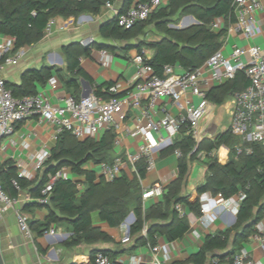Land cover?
<instances>
[{
  "label": "trees",
  "instance_id": "trees-1",
  "mask_svg": "<svg viewBox=\"0 0 264 264\" xmlns=\"http://www.w3.org/2000/svg\"><path fill=\"white\" fill-rule=\"evenodd\" d=\"M106 1L0 0V33L14 36L15 51L23 45H30L41 39L51 17L66 18L76 17L83 12L96 13ZM130 1L125 0L121 10L125 9ZM183 14H192L198 22L183 28L167 25L171 17L179 18ZM219 16L230 22L235 20L232 0H168L166 5L154 10L147 19L137 22L130 28L118 26L114 16L101 24L99 32L104 38L126 42V48L136 47L138 52L142 51L144 45L153 48L152 55L146 61L151 64L155 74L162 75L165 64H179L185 69L195 68L223 45L227 25H223L217 31L212 29L213 20ZM150 22L162 30L160 38L155 40L142 38L137 43L128 42L142 33L146 24ZM103 45L105 44L96 43L97 47ZM64 52L67 57L66 68L69 71L65 85L73 89L68 94L79 98V94L76 93L80 87L79 78H87L91 83L92 80L77 59L81 54H89L90 48L73 42L65 46ZM51 72V66L42 65L25 73L20 83H5L14 96L21 97L36 92L35 81L44 83ZM248 83L249 79L245 74L237 71L234 78L210 87L207 90V98L211 103L220 104L226 97H230ZM111 84L112 81L96 85L93 92L107 99L112 95L108 91ZM114 135L112 129H106L99 138L78 139L69 130H61L50 150V156L42 164L36 179L19 176L17 167L11 159L0 162V184L4 191L9 196L16 197L20 190H24L32 197L21 207L22 211L30 213L28 216L30 228L42 233L50 223L65 220L71 230V234L62 242L66 246L113 241L108 233L92 224L90 212L98 209L101 219L106 220L111 226H117L132 211L135 219L129 226V240H134V243L128 248L145 244L147 241L154 243L159 235L168 240L179 239L188 230L189 223L187 218L179 213L177 204L184 203L196 215L201 212L198 196L190 199V195L182 190L186 183L189 163L196 159L199 151L204 150L207 170L203 183L197 186V192L209 191L212 194L220 192L227 198L236 195L241 189L245 191V197L239 202L235 221L231 226L205 234L197 251L172 264H208L213 258L218 259L217 264H232L233 254L243 246L242 241L248 239L255 229V224L264 216V146L247 143L252 149L251 152L237 155L235 144L238 143V138L230 133L229 128L220 132L214 140L208 141L206 146H202V142H196L192 134L187 133L184 126L181 127L173 143L163 148L171 151L178 147L182 152L178 157L176 177L163 187L157 201L143 209L142 188L138 176L143 177L146 172L147 164L144 157L136 163L137 175L129 177L122 174L110 181L101 177L96 180L95 171L83 167L88 160L97 163L113 159L114 156L110 152ZM220 144L228 147L229 157L224 163L219 162L210 153ZM63 166L84 174V189L79 192L77 180L59 177L54 181L48 201L40 203L37 198L42 195L40 190L48 175L54 174ZM13 180L17 182L19 189L14 186ZM35 207L48 209L43 220L33 216L32 211ZM145 222L146 236L142 234ZM96 251H103L112 257L109 252L100 248L92 249L90 255Z\"/></svg>",
  "mask_w": 264,
  "mask_h": 264
},
{
  "label": "built area",
  "instance_id": "built-area-1",
  "mask_svg": "<svg viewBox=\"0 0 264 264\" xmlns=\"http://www.w3.org/2000/svg\"><path fill=\"white\" fill-rule=\"evenodd\" d=\"M168 0H131L128 6L116 13V22L122 28H130L137 22L145 20ZM111 6L109 0L105 3ZM235 20L229 25L228 31L252 36L261 31V23L255 12L261 7L260 0H232ZM54 21L51 17L46 25V30ZM15 38L5 35L0 40V142L1 139L13 133L17 122L35 117L39 122H48L55 127L56 133L63 129L69 130L77 138H99L104 130L112 129L114 132L113 144L120 142V136L139 135L141 142L134 152L125 156L115 155L111 161L95 163L94 171L98 178L113 180L123 174L125 165L137 173L136 163L140 158L146 160V169L154 162V153L173 143L174 136L181 127L192 134L195 140L200 136L202 122L211 105L207 98V90L213 85L234 78L237 71H242L249 79V83L242 89L235 91L227 102L230 111V133L238 138L235 144L236 154L250 153L251 147L247 143H257L264 146V52L258 45H234L229 53H224L221 48L215 50L199 66L191 69H177V65L165 64L162 75L155 74L151 64L147 63L148 56L144 51L134 56L137 69L134 74L126 79V90L121 91L120 83L108 87L112 94L104 99L94 92L86 96L75 98L72 94L62 97L60 104H54L48 91L44 88L32 94L16 97L7 87L2 70L5 64L17 63L20 55L19 48L14 49ZM51 87L57 85L56 78L49 80ZM203 86V87H202ZM162 98H170L178 114H166L154 119L148 110H154L157 102ZM195 98H197L195 100ZM143 100L145 104L142 105ZM140 107L143 115L148 116V122L142 123L141 117H135L133 126L125 123L130 108ZM164 129L166 133H162ZM174 153L179 157L180 148H174ZM50 152L42 149L38 154L35 168H40ZM19 176H28L24 169L17 171ZM138 174V173H137ZM66 178L64 167L54 174H49L46 182L41 187V196L37 198L40 203L49 199L54 181L57 178ZM14 186L19 189L15 180ZM163 192V182H154L144 187L141 192L142 207L144 201L160 196ZM245 197V191L239 190L234 196L224 197L218 192L212 194L203 191L198 195L200 202L201 218L207 219L208 213L216 205H225L232 215H235L239 202ZM20 195L9 196L0 184V217L9 209H14L15 220L19 232L25 240H32L33 230L28 223V214L19 207ZM127 224L131 222L127 221ZM48 233H53L50 228ZM128 235V234H127ZM127 237L125 236V239ZM248 240L257 244L261 256L264 257V223L262 218L255 224L254 231ZM159 247L153 246V251ZM218 259L213 258L210 264H217ZM232 264H264L256 259L251 251L242 246L232 258ZM79 264H142L133 261H121L110 257L103 251H96ZM148 264H162L154 258Z\"/></svg>",
  "mask_w": 264,
  "mask_h": 264
},
{
  "label": "crops",
  "instance_id": "crops-1",
  "mask_svg": "<svg viewBox=\"0 0 264 264\" xmlns=\"http://www.w3.org/2000/svg\"><path fill=\"white\" fill-rule=\"evenodd\" d=\"M124 2L125 0H113L111 6H107L105 2L96 13L83 12L76 17H54L50 30H45L41 39L30 45L19 47L20 55L17 63H8L4 65L2 75L5 82L20 83L23 75L28 71L39 68L42 65L51 66V75L44 83L35 81L36 90L41 88L46 89L50 95L51 101L54 104H60L62 97L73 91L72 87L68 88L65 85V78L69 74L66 68L67 57L64 52L65 46L73 42H79V45H87L90 48V53L81 54L77 61L92 80L91 83L87 78H79L80 87L79 90H76L79 97L86 88L82 83V79L88 81L92 92L96 85H102L109 81H112V84L120 83L121 91L126 90L128 87L126 85V79L132 76L137 69L134 56L138 53V50L136 47L126 48V42L124 41L104 38L99 32L101 24L116 16V13L121 11V8L124 6ZM260 3L261 7L255 12V15L261 23V31L252 36L245 37L237 33L229 32L228 27L232 22L225 20L222 16L216 17L213 20L212 29L216 31L223 25H227L225 40L220 47L224 53H229L234 45L248 46L252 44L258 45L262 52H264V0H260ZM192 17L196 19L192 14H183L182 24L173 27L183 28L193 24L194 19ZM197 22L198 21H195L194 23ZM156 32H158V30ZM5 35L6 34L0 33V40ZM160 36L149 40L158 39ZM142 38L130 39L128 42L137 43ZM96 43H104L105 45H103V47H97ZM153 50V48L147 47L146 45L142 47V51L147 54L148 58L152 55ZM175 65H177V69H182L179 64ZM51 78H56L57 80V85L55 87H51L49 84ZM144 104L145 100L142 102V105ZM148 112L154 119H158L166 114H170L171 116H176L178 114L170 98L160 99L157 102L156 108L154 110H148ZM136 116H142L141 120L143 124L148 122V116L143 115L141 108L134 107L128 110L125 123L129 126H133ZM161 132L166 133L164 129H162ZM58 133H56L55 127L52 124L48 122H39L35 117L17 122L13 133L1 139L0 162L5 159H11L17 167V171L22 168L28 173L26 178L36 179L41 171V167L35 168L38 154L42 149H46L50 152L51 148L56 143ZM140 142L141 138L139 135L133 136L123 134L120 136V142L112 145L110 154L113 156L117 154L125 156L128 153L134 152ZM221 146L226 148L222 160L219 152ZM210 153L212 154V151ZM227 154L228 147L226 145H220L217 150L218 161L224 163L228 157ZM205 159V151L204 153L199 151L196 155V159L189 163L186 183L182 191L188 193L190 199L200 194L197 192V186L203 183L205 179L207 170ZM177 165L178 156L174 153V149L171 151L165 149L157 150L154 153V162L146 169L145 175L143 177L138 176L141 188L143 189L154 182H163V187L166 186L175 179L178 170ZM63 167L67 172L66 178L77 180V188L79 192H81L85 187L84 174L74 172L67 166ZM83 167L88 170H94L95 162L88 160L83 164ZM123 174L129 177H132L133 174L137 175V173L131 169L130 165H125ZM98 179L96 175V180ZM19 195L21 198L19 202L20 208L26 201L32 199L24 190H20ZM158 199L159 196H153L145 200L142 208L145 209L149 207ZM177 209L181 215L187 218L189 223L188 230L181 238L168 240L164 236L159 235L156 237L154 243L147 241L145 244H137L130 249L128 246L133 244L134 240H129V231L127 235V220L124 219L120 225L111 226L106 220L101 219L98 209H94L90 212L92 224L108 233L113 238V241H97L91 244L81 243L78 245L66 246L62 242L71 234L70 226L67 221L61 220L52 222L42 233L33 230L32 240H25L17 228L15 211L11 208L0 217L1 249L6 264H79L89 259L90 251L94 248L104 249L112 255V258L121 261L148 264L156 257L162 264H172L173 262L185 259L191 253L197 251L203 242L205 234L214 232L218 229L223 230L234 223L233 215L228 211L225 205L214 206L206 216V220L205 217L204 219L201 218V212L196 215L190 211L184 203L177 204ZM47 212L48 209L46 207H35L32 211L33 216L38 220H43ZM26 213L30 216L29 212ZM134 219L135 215L129 222L132 223ZM262 220L264 223V216ZM146 224L147 222H145L142 230L144 236H146ZM50 228L54 230L53 233H48L47 230ZM125 236L127 237L126 239ZM242 245L251 251L253 255L256 254V252L261 255L257 244L250 240L247 239L246 241H242ZM153 246H158L159 248L153 251Z\"/></svg>",
  "mask_w": 264,
  "mask_h": 264
},
{
  "label": "rangeland",
  "instance_id": "rangeland-1",
  "mask_svg": "<svg viewBox=\"0 0 264 264\" xmlns=\"http://www.w3.org/2000/svg\"><path fill=\"white\" fill-rule=\"evenodd\" d=\"M195 21L193 20V23ZM182 24V16L177 18L176 16L171 17L167 21L168 26H176ZM158 30V32H156ZM162 34V30H159L155 27L153 22L147 23L146 27L144 28L143 32L140 33L138 36L132 38H145L146 40L157 38ZM203 87V86H202ZM197 98H195L196 100ZM229 100V97H226L223 102L220 104H215L212 102L211 107L209 108L208 113L206 114L204 121L202 123V128L200 132V136L196 139V142H202V146H206L208 141L214 140L216 136L225 130L228 129L229 126V119H230V111L227 108V102ZM224 145V144H220ZM219 145V146H220ZM218 147L212 149V157H215L218 160L217 150ZM202 153H204V150H201ZM220 158L222 160V157L225 155L226 148L224 146L220 147ZM222 152V155H221ZM202 155V154H201ZM229 157V154H227ZM203 156V155H202ZM228 157L226 160H228ZM26 213V212H25ZM254 257L256 259L260 258L264 261V257H261V255L256 252L254 254ZM211 260H209L208 264H210ZM222 264V263H220ZM226 264V263H223Z\"/></svg>",
  "mask_w": 264,
  "mask_h": 264
},
{
  "label": "water",
  "instance_id": "water-1",
  "mask_svg": "<svg viewBox=\"0 0 264 264\" xmlns=\"http://www.w3.org/2000/svg\"><path fill=\"white\" fill-rule=\"evenodd\" d=\"M192 18H193V17H192ZM193 19H194V18H193ZM194 20L197 21L196 19H194ZM86 44H88V43H86ZM82 83H83V85L86 87V88L83 90V92H82V96H86V95H88L89 93L92 92V90H91V86L89 85V83H88L87 80L82 79ZM133 218H134V214H133V212H130V213L126 216L125 220H127V221H131ZM233 221H235V215H233ZM129 226H130V225L127 224V234H128V231H129ZM0 264H6V262H5V258H4V255H3L2 249H1V238H0Z\"/></svg>",
  "mask_w": 264,
  "mask_h": 264
},
{
  "label": "bare ground",
  "instance_id": "bare-ground-1",
  "mask_svg": "<svg viewBox=\"0 0 264 264\" xmlns=\"http://www.w3.org/2000/svg\"><path fill=\"white\" fill-rule=\"evenodd\" d=\"M221 155H222V152H221Z\"/></svg>",
  "mask_w": 264,
  "mask_h": 264
}]
</instances>
